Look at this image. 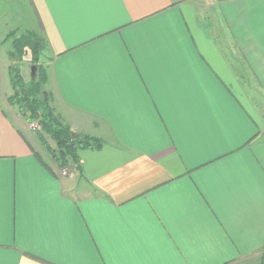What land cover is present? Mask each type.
Returning a JSON list of instances; mask_svg holds the SVG:
<instances>
[{
  "label": "crops",
  "instance_id": "0c3cea01",
  "mask_svg": "<svg viewBox=\"0 0 264 264\" xmlns=\"http://www.w3.org/2000/svg\"><path fill=\"white\" fill-rule=\"evenodd\" d=\"M27 2L55 112L103 144L62 174L12 114L0 0V264H264V0Z\"/></svg>",
  "mask_w": 264,
  "mask_h": 264
},
{
  "label": "trees",
  "instance_id": "16d2710c",
  "mask_svg": "<svg viewBox=\"0 0 264 264\" xmlns=\"http://www.w3.org/2000/svg\"><path fill=\"white\" fill-rule=\"evenodd\" d=\"M12 43L10 55L22 61V57L30 53L31 62L37 66V72L26 81L24 74L18 71L19 67L11 65V81L17 90L11 97L16 100L28 122L37 121L40 125L39 137L52 154L54 163L62 170L69 169L73 165L78 167L79 151L87 147H101L102 138L74 132L71 125L64 123L55 112L52 106L53 92L46 88L49 82L48 69L45 63L40 62V55L45 46L44 38L39 33L30 31L14 37ZM46 135L51 137L54 146L50 144Z\"/></svg>",
  "mask_w": 264,
  "mask_h": 264
},
{
  "label": "rangeland",
  "instance_id": "374dc122",
  "mask_svg": "<svg viewBox=\"0 0 264 264\" xmlns=\"http://www.w3.org/2000/svg\"><path fill=\"white\" fill-rule=\"evenodd\" d=\"M18 1L17 4L20 5V7H16L14 5L11 4V8L12 10H15V8H21L20 11L17 10L18 13L20 14H25L26 17L25 18V25H22V24H17L19 25L18 29L16 30V35L12 32L11 34H9L7 37V39H9L7 42H5L1 47L6 50V57L7 60H5V65L2 67V76L3 78L5 77V87H6V90L4 91L5 92V96L6 98L9 100V103H10V110L12 112V114L15 116H19L23 121H25L26 125H27V128L30 130V131H33V133L36 135L37 137V140L39 142V144L41 145L42 149L44 150V157L49 161L51 162V160L53 161L52 159V154L50 153V151L48 150L47 147H45L39 137V133H38V130H33L31 127H30V123L31 122H28L24 116H23V112L20 110V106L16 103V100L13 99V94L17 91L16 90V87L14 86V84L11 82V79H12V74L9 72V65H12L13 67L14 66H18L19 69L18 71H21L22 74H24V78L26 81H28L30 79V77L32 76V62H31V54L28 53L26 55H24V57H22V61H19L17 58H13L10 53H9V50L11 51V49L13 48V39L14 37L16 36H20L21 34H24L26 32H36L38 33V28L35 27V21L34 19L31 18V20H29V16L27 14L28 10L31 12L32 14V9L31 7L29 6L28 2L25 4V6H23L22 4L23 3V0H16ZM194 2H196L197 4L199 5H202V6H205L209 3H212L213 0H193ZM15 2V1H14ZM24 7V8H23ZM14 12V11H13ZM34 16V15H33ZM48 52L46 50V52L44 50H42V53H41V59H40V62L41 63H45L47 65H49V58H48ZM51 66V64H50ZM37 68V66H36ZM37 72V71H36ZM3 84H4V81H3ZM46 88L48 89H51L50 87H48V84L46 85ZM54 99V96L52 97V106H54L53 104V100ZM37 123V121H35ZM46 138L49 140L50 144H52L54 146V142L53 140L51 139V137L49 135H46ZM52 163V162H51Z\"/></svg>",
  "mask_w": 264,
  "mask_h": 264
},
{
  "label": "built area",
  "instance_id": "2783aa9c",
  "mask_svg": "<svg viewBox=\"0 0 264 264\" xmlns=\"http://www.w3.org/2000/svg\"><path fill=\"white\" fill-rule=\"evenodd\" d=\"M30 127L33 129V130H39L40 129V125L38 123H36L35 121H31L30 123ZM62 174H66L67 171L66 169H63L60 171Z\"/></svg>",
  "mask_w": 264,
  "mask_h": 264
},
{
  "label": "snow or ice",
  "instance_id": "6c2138e0",
  "mask_svg": "<svg viewBox=\"0 0 264 264\" xmlns=\"http://www.w3.org/2000/svg\"><path fill=\"white\" fill-rule=\"evenodd\" d=\"M86 2L94 4V5H102L107 2V0H86Z\"/></svg>",
  "mask_w": 264,
  "mask_h": 264
},
{
  "label": "water",
  "instance_id": "95a60500",
  "mask_svg": "<svg viewBox=\"0 0 264 264\" xmlns=\"http://www.w3.org/2000/svg\"><path fill=\"white\" fill-rule=\"evenodd\" d=\"M36 65L32 66V75L34 76L36 74Z\"/></svg>",
  "mask_w": 264,
  "mask_h": 264
}]
</instances>
